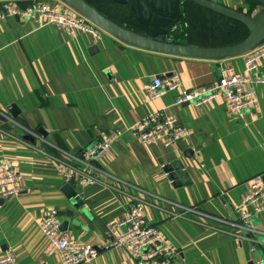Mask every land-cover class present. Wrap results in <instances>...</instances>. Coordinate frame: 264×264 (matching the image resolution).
<instances>
[{
  "label": "crops",
  "instance_id": "1",
  "mask_svg": "<svg viewBox=\"0 0 264 264\" xmlns=\"http://www.w3.org/2000/svg\"><path fill=\"white\" fill-rule=\"evenodd\" d=\"M37 1L17 0L22 6ZM112 1L113 21L148 35L138 14L141 0L134 1L136 10L127 0ZM213 1L248 12L258 26L257 45L264 44L263 3ZM176 10L172 23L195 13L187 0H180ZM216 33L220 31L202 38L217 43L221 39ZM179 41L202 46L190 43L187 36ZM246 53L195 57L132 44L108 30L96 38L88 32L70 35L55 24L40 26L18 14L0 18V159L9 160L23 176L15 195L3 197L0 187V255L10 249L20 264H61L40 227L47 210L58 209L60 230L71 239L103 244L110 238L108 224L125 215L133 196L143 195L146 220L178 250L174 264H264V211L250 219L259 233L236 225L248 180L264 175V83L256 85L258 114L247 109L236 117L226 113L223 96L204 105H179V89L154 99L146 92L155 77L174 72L189 89L218 80L227 66L246 74ZM257 73L264 75V56ZM160 109L175 116L190 134L167 146L162 141L143 143L126 130ZM13 119L36 129L42 148L57 156L78 153L102 135L123 129L100 160L108 184L71 181L81 191L77 198L69 197L62 172L44 152L28 145L32 140L27 136L36 139ZM176 160H182L187 171L179 183L165 169ZM187 208L219 219L203 220ZM80 264L137 262L125 250L112 248Z\"/></svg>",
  "mask_w": 264,
  "mask_h": 264
},
{
  "label": "built area",
  "instance_id": "2",
  "mask_svg": "<svg viewBox=\"0 0 264 264\" xmlns=\"http://www.w3.org/2000/svg\"><path fill=\"white\" fill-rule=\"evenodd\" d=\"M12 14L32 18L40 26L55 24L70 35L88 32L96 38H102L106 31L66 0H38L26 6L20 5L17 0H0V18ZM168 40L174 39L168 35ZM263 56L264 44H260L247 51L245 55L246 74L236 72L232 66H227L222 69L218 80L189 89L184 86L179 74L174 72L169 76L155 77L154 81L147 86L146 92L150 99H154L166 91L179 89L180 93L176 99V104L179 105L185 103L204 105L213 103L219 96H223L229 117L239 116L247 109H253L254 114L257 115L260 101L256 85L264 83V75L257 72H259ZM13 123L22 126L25 132L36 139V143L26 142L44 152L56 164L68 182L108 184L105 172L100 166V160L110 153L113 143L122 137L123 129L117 128L102 135L93 145L82 148L78 153L57 156L42 148L41 136L36 129L22 125L15 119ZM126 130L143 143L162 141L167 146L188 136L191 132L175 116L167 115L161 109L137 120L126 127ZM22 177V173L13 163L7 159H0V187L3 197H10L20 191ZM248 187L249 192L238 204L240 222L236 225L249 233H259L260 231L250 224V219L252 215L264 211L263 174H256L250 178ZM132 201L122 218L113 224H108L110 238L103 244L77 242L61 232V219L57 208L47 210L40 222V227L56 249L61 264L90 262L102 250L112 248L125 250L137 264H174L178 250L158 227L150 225L146 220L145 197L135 195ZM187 209L200 213L203 220L219 219L214 214L202 212L197 208ZM201 223L205 224L204 221ZM255 249V246H252V250ZM0 264H20V262L12 250L6 249L0 255Z\"/></svg>",
  "mask_w": 264,
  "mask_h": 264
},
{
  "label": "water",
  "instance_id": "3",
  "mask_svg": "<svg viewBox=\"0 0 264 264\" xmlns=\"http://www.w3.org/2000/svg\"><path fill=\"white\" fill-rule=\"evenodd\" d=\"M77 10L85 14L99 26L105 28L109 32L114 33L119 38L152 50L169 52L181 55H190L195 57H224L235 54H240L249 51L255 47L260 41L258 26L255 20L245 11H241L230 6L221 4L213 0H193L194 2L210 8L223 15L233 17L245 23L249 28V35L243 41L221 46H199L175 42L168 40L169 26L172 23L169 19L178 16L176 6L180 0H141L139 18L143 24L142 28L147 31L148 35L130 30L112 19L108 18L89 4L86 0H66ZM135 0H127L131 8L137 9L134 5ZM264 4V0H258ZM148 13V16L144 14ZM165 19V20H163ZM172 20V19H171ZM170 21V22H169ZM151 24V25H150ZM152 26L151 29L148 27ZM163 27H165L163 29ZM16 106L12 105L11 112H16ZM33 141V138L27 136ZM182 160H176L170 164H166L165 169L169 172L170 177L175 183H179L182 179L185 180L187 171L184 169ZM264 177V175H263ZM65 192L69 197H78L80 187H74L72 183L67 182L64 185Z\"/></svg>",
  "mask_w": 264,
  "mask_h": 264
},
{
  "label": "trees",
  "instance_id": "4",
  "mask_svg": "<svg viewBox=\"0 0 264 264\" xmlns=\"http://www.w3.org/2000/svg\"><path fill=\"white\" fill-rule=\"evenodd\" d=\"M86 1L102 14L112 19L109 12L112 0ZM187 2L195 13H192L190 17L188 15L186 17L182 16L180 21L177 20L178 22L170 24L169 34L175 42H180L179 38L187 36L190 43L201 42L202 46H221L243 41L249 35V28L242 21L201 6L193 0H187ZM184 10H186L185 6ZM124 27L130 29L128 26ZM217 29L220 31V33H216L221 39L219 42L210 43L208 42L209 40L202 38L210 36L211 32H216Z\"/></svg>",
  "mask_w": 264,
  "mask_h": 264
}]
</instances>
